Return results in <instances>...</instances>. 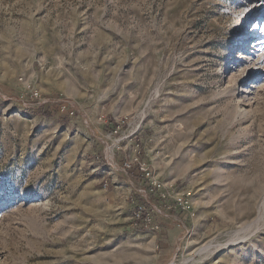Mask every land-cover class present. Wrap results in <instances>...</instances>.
Wrapping results in <instances>:
<instances>
[{
  "label": "rangeland",
  "instance_id": "1",
  "mask_svg": "<svg viewBox=\"0 0 264 264\" xmlns=\"http://www.w3.org/2000/svg\"><path fill=\"white\" fill-rule=\"evenodd\" d=\"M0 264H264V0H0Z\"/></svg>",
  "mask_w": 264,
  "mask_h": 264
},
{
  "label": "built area",
  "instance_id": "2",
  "mask_svg": "<svg viewBox=\"0 0 264 264\" xmlns=\"http://www.w3.org/2000/svg\"><path fill=\"white\" fill-rule=\"evenodd\" d=\"M26 89L28 91V95L30 96V99L32 102H38V105H46V104L55 105L57 110L62 115L69 116V117L77 116L78 110L75 109L70 102L64 101L62 99L58 101H54L52 99H45L38 91H33V90L31 91L29 86H27ZM131 166H132L131 164L126 163L125 169H130ZM142 170H144L143 167H142Z\"/></svg>",
  "mask_w": 264,
  "mask_h": 264
},
{
  "label": "trees",
  "instance_id": "3",
  "mask_svg": "<svg viewBox=\"0 0 264 264\" xmlns=\"http://www.w3.org/2000/svg\"><path fill=\"white\" fill-rule=\"evenodd\" d=\"M143 216H144V215H143ZM143 216H142V217H143Z\"/></svg>",
  "mask_w": 264,
  "mask_h": 264
}]
</instances>
